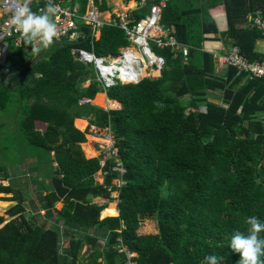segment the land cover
Wrapping results in <instances>:
<instances>
[{"label":"trees","instance_id":"trees-1","mask_svg":"<svg viewBox=\"0 0 264 264\" xmlns=\"http://www.w3.org/2000/svg\"><path fill=\"white\" fill-rule=\"evenodd\" d=\"M218 6L226 16L224 33L210 14ZM256 11L264 17V0H168L161 24L174 28L190 55L184 63L169 49H154L165 59L159 76L107 89L115 109L101 108L108 101L97 93L104 90L91 65L75 60L73 45L54 42L39 54L23 41L9 46L0 63V111L13 107L20 136L33 147L36 159L21 161L42 174L38 199L45 214L38 222L26 219L22 195L5 184L0 163V194H11L0 200L16 201L5 212L9 219L0 216V264H124L117 237L136 253L137 264H203L209 254L220 264H237L231 235L246 230L248 216L264 221V81L231 66L216 72L212 53L201 46L213 34L211 40L219 36L246 60L260 61L256 43L263 38L246 22ZM146 13L144 7L132 15L139 20ZM128 45L122 30L105 26L94 53L114 55ZM77 46L90 49L87 42ZM85 98L101 107L80 104ZM75 119L108 130L115 141L125 168L118 215L104 187L116 177L112 161L101 167L99 157H85L81 144L89 133L78 130ZM102 170L109 172L100 184L95 176ZM146 221L152 230L142 233Z\"/></svg>","mask_w":264,"mask_h":264},{"label":"built area","instance_id":"built-area-1","mask_svg":"<svg viewBox=\"0 0 264 264\" xmlns=\"http://www.w3.org/2000/svg\"><path fill=\"white\" fill-rule=\"evenodd\" d=\"M167 1L158 0L148 3L147 0H141L135 3L133 8H125L118 12L110 9L100 10L94 0H53V3L57 5L55 22L58 29V36L54 42L74 46L71 49V54L76 61L84 65H91L94 70V79L104 90V93L117 83L135 84L143 78L150 77L146 76L149 74L148 72H160L164 67V57L156 54L154 48L169 49L172 53H179L184 63L190 55V48L176 39L174 28L161 24L162 10ZM46 2L47 0H30V7L32 11L39 12L41 8L45 7ZM11 3L12 0H0V63L2 64L6 62L9 46L19 47L22 43L20 34L10 24L12 12L8 9ZM144 7H147V13L143 18L136 20L132 15L133 11ZM246 22L260 33L263 38L261 41H264L262 13L256 11L252 15H247ZM105 26L122 30L125 38L133 46L129 44L121 47L119 52L114 55H96L94 42L99 39L101 30ZM85 42L90 44V49L77 46ZM130 48L136 49L142 59L127 57L126 54ZM212 55L217 65L234 67L238 73L245 74L249 79L264 81V46L260 61H248L243 58L236 45L229 47L225 54L219 55L212 52ZM142 69L143 75H141ZM91 102L92 100L85 98L80 101V104ZM85 130L91 136L105 141L100 146L98 157L101 167H104L107 160L112 161L111 171L116 174V177L109 186H104L112 197V194H118V190L125 184L123 180L125 168L120 160L118 148L108 130L89 125H86ZM100 172L104 179L109 171L102 170ZM115 250L123 255L124 264H137L136 253L127 248L121 237L116 238Z\"/></svg>","mask_w":264,"mask_h":264},{"label":"clouds","instance_id":"clouds-1","mask_svg":"<svg viewBox=\"0 0 264 264\" xmlns=\"http://www.w3.org/2000/svg\"><path fill=\"white\" fill-rule=\"evenodd\" d=\"M12 12L11 26L20 34L25 45L31 46L33 54H39L48 49L58 36L55 17L57 5L53 0H47L45 7L39 12L32 11L30 0H12L8 9ZM246 230L235 231L231 235L229 245L231 249L239 253L237 264H264V221L252 215L245 218ZM221 258L209 254L204 257L203 264H220Z\"/></svg>","mask_w":264,"mask_h":264},{"label":"rangeland","instance_id":"rangeland-1","mask_svg":"<svg viewBox=\"0 0 264 264\" xmlns=\"http://www.w3.org/2000/svg\"><path fill=\"white\" fill-rule=\"evenodd\" d=\"M104 1L106 2L107 7H109V9L112 11H118L119 12L121 10H124L125 8H129V7L131 8V6L128 5L130 3L128 0H104ZM134 6H135V4L132 6V8ZM129 44L132 45L131 43H129ZM131 49L140 56V54L138 52H136L133 48H131ZM10 52H11V50L8 49V56L11 54ZM148 73H149L148 76H150V77H156L158 75V72H156V71L148 72ZM11 87L13 88V86H11ZM102 98L103 97H101V100H104V98L103 99ZM210 100L214 101L216 103L218 102V100L216 98L215 99L210 98ZM98 106H100V105H98ZM109 106H111L112 108H115L116 105L113 104L112 102H109ZM14 113H15V111H14L13 107L8 108L4 112L0 111V121L6 123V127L0 128V139H1L0 148L1 149L3 148V150H4L3 152H0V163H4L5 166L8 165L10 167H13L14 165H16L19 161H21L22 158H25V157L26 158H35V156H34L35 152L33 150V147L28 145L20 136L21 134H20L18 127H17V120H16L17 116L15 115L13 117ZM13 121H15L16 124L13 123ZM83 129L85 130V127ZM87 135H88L87 136L88 145L84 144V146H83L84 155L86 158L98 157L99 152H100V148H101L100 146L102 145L103 142L105 143V141L100 140L99 138L93 137L90 134H87ZM40 161L42 163H44L46 161V157L42 156ZM101 161L103 162L104 159ZM20 163H21L20 168H21V166L24 167L23 172H25V170H27L26 168H28L29 170L31 169V167L29 168L30 164L28 165L29 162L21 161ZM100 173L101 172H98L96 174V176H95L96 181H99V180L101 181L103 179V174L102 173L100 174ZM36 174H37L36 172L33 173V172L29 171V175L28 174L24 175V177L27 178V180L29 182L26 190L28 191V194L30 195L28 202L25 203V206L27 208L25 215H26V219L30 220L31 223H34V221L38 222L37 217L38 216L43 217L45 214L44 210H41V208H40L39 199L37 198V195L34 193L32 194V192H33L32 188H34V190H36L38 185H39V182L43 179L42 174L39 173V174H37V176H36ZM47 183H49L48 179L45 180V183H42V184L46 185ZM19 188L22 189V187H20V186H19ZM112 195L113 196L112 197L110 196V197L114 200V203L116 204V201L119 200L118 196H117L118 194L113 193ZM108 204H106V205H108ZM9 206L5 205V206L0 207V216H3L4 218L9 219V216L5 214L6 210L9 208ZM61 207H62V203H61V205H58L57 203L55 204L56 209H60ZM60 228H61V226H60ZM67 240L68 239H66V238L60 240V247H63V248L66 247L67 243H68ZM98 246L100 248H102L103 246H105V242L104 241L101 242L100 244H98ZM85 251H86V248H84L82 253L84 254Z\"/></svg>","mask_w":264,"mask_h":264},{"label":"crops","instance_id":"crops-1","mask_svg":"<svg viewBox=\"0 0 264 264\" xmlns=\"http://www.w3.org/2000/svg\"><path fill=\"white\" fill-rule=\"evenodd\" d=\"M153 0H147V2L149 3V2H152ZM131 2V1H130ZM132 2L135 4V3H137L136 1H134V0H132ZM153 2H155V1H153ZM210 14H211V16H212V18L215 20V22H216V25H217V28H218V30H219V32H222V33H224L225 31H226V29H227V24H226V16H225V13H224V10H223V8L221 7V6H218V7H216V8H211L210 9ZM213 37H214V35L213 34H209V35H206V38H210V40L208 39V40H205L203 43H202V46H201V49H202V51H207V52H209V53H212V52H214V53H217V54H219V55H221V54H225V52L228 50V48H229V46L227 47V46H225L224 45V43H223V41L219 38V36L217 37V36H215L216 38L214 39V40H211V39H213ZM187 46V45H186ZM263 46H264V41H258L257 43H256V50L261 54V52H262V49H263ZM190 48V47H189ZM190 51H191V48H190ZM173 54H175V53H173ZM177 54H179V53H177ZM7 55H8V52H7ZM179 55H181V54H179ZM182 58V57H181ZM215 69H216V72H220L221 70H224V69H226V67H221V66H219V65H217V63L215 64ZM159 74H160V72H158V76H159ZM158 76H156V77H158ZM97 94H101V95H103L104 96V99H106L108 102H112V100H108L107 99V97H106V93H104V92H99V93H97ZM96 94V95H97ZM96 95H95V97H96ZM95 97H94V99H95ZM214 102V101H213ZM219 102V101H218ZM217 102V103H218ZM92 104H95V103H93V100H92V102H91ZM113 104H115L116 106H115V108H119V104L116 102V101H113L112 102ZM216 103V102H215ZM96 105V104H95ZM98 106V105H97ZM99 107H101V106H99ZM102 108V107H101ZM115 108H113V109H115ZM76 120H81V121H84L87 125H88V121L87 120H85V119H75L74 120V126L78 129V130H80V131H84V129H79L77 126H76V124H75V121ZM0 123H1V121H0ZM3 123H5V122H3ZM87 136L88 135H86V140H87ZM0 141H1V139H0ZM84 144H87L88 145V142L86 141L85 143H82L81 144V148H82V150L84 149L83 148V146H84ZM91 150V149H90ZM92 151V150H91ZM84 152V151H83ZM26 160V159H25ZM24 160V161H25ZM23 161V162H24ZM28 162V161H27ZM3 166H4V163H1ZM20 164L21 163H17L16 165H14L13 167H10V166H8V165H6L5 166V168H6V172L8 173V179H7V181L5 182V184L6 185H8V184H10V185H12V186H14V188H15V190H17V191H19L20 192V194L22 195V198H23V200H24V205H25V203L26 202H28V200H29V197H30V195L28 194V191L26 190L27 189V187H28V184H29V182H28V180H27V178H25L24 177V175L25 174H28L29 175V171H33V168L29 165V163H28V165H29V168L31 167V169L29 170L28 168H26L27 170H25V172H23V170H24V167L23 166H21V168H20ZM34 173V172H33ZM21 174V175H20ZM24 178V179H23ZM27 181V182H26ZM99 183L101 182L100 180L98 181ZM19 186L20 187H22V189L21 188H19ZM39 186V185H38ZM25 189V190H24ZM32 190H33V192H32V194L34 193V194H36L37 195V198H39V193H40V186L39 187H37V189L36 190H34V188H32ZM0 196H4V197H10L11 196V194H0ZM0 203H6L5 205H10L9 206V208L11 207V206H14L15 204H16V201H4V200H0ZM58 205H61V203H57ZM110 204V203H109ZM113 204L115 205V209H116V215H118V211H117V205L113 202ZM108 206V205H107ZM1 207V206H0ZM26 210H27V208H26ZM105 210V209H104ZM115 215V216H116ZM104 217H109V216H104ZM104 217H101L100 216V218H104ZM6 219V218H5ZM8 219V218H7ZM152 227H151V224L149 223V222H145L144 223V225L142 226V233H149L152 229H151Z\"/></svg>","mask_w":264,"mask_h":264},{"label":"bare ground","instance_id":"bare-ground-1","mask_svg":"<svg viewBox=\"0 0 264 264\" xmlns=\"http://www.w3.org/2000/svg\"><path fill=\"white\" fill-rule=\"evenodd\" d=\"M134 50L137 52L136 49H134ZM138 53H139V52H138ZM126 56H127V57L132 56V58H136V59H138V60L142 59V56H141V55L139 56V55H138L137 53H135L131 48L128 50V53L126 54ZM141 72H142L141 75H143V74H144L143 69H142ZM146 76H148V75H146ZM101 97L104 98L103 95H100V96H99L100 99H101ZM103 98H102V99H103ZM115 104H116V103H115ZM102 108H109V109H112V107L109 106V102L107 103V106H106V107H102ZM75 124H76V126H77L79 129H83V128L86 127V125H87L84 121H81V120H77V121L75 122ZM5 204H6V203H0L1 206H5Z\"/></svg>","mask_w":264,"mask_h":264}]
</instances>
